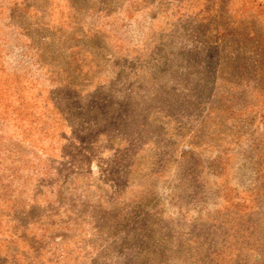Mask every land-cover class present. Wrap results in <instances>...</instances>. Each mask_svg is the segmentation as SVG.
<instances>
[{"label": "rangeland", "instance_id": "obj_1", "mask_svg": "<svg viewBox=\"0 0 264 264\" xmlns=\"http://www.w3.org/2000/svg\"><path fill=\"white\" fill-rule=\"evenodd\" d=\"M0 264H264V0H0Z\"/></svg>", "mask_w": 264, "mask_h": 264}]
</instances>
